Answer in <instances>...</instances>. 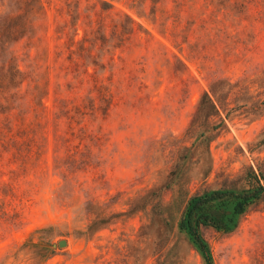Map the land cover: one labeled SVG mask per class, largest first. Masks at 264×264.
<instances>
[{"label": "rangeland", "instance_id": "obj_1", "mask_svg": "<svg viewBox=\"0 0 264 264\" xmlns=\"http://www.w3.org/2000/svg\"><path fill=\"white\" fill-rule=\"evenodd\" d=\"M108 1L95 75L111 90L93 88L88 60L57 58L64 39L46 19L13 47L23 74L0 90V264H207L180 228L188 202L264 174V0ZM81 128L92 135L72 137ZM238 221L200 227L214 264H264V197Z\"/></svg>", "mask_w": 264, "mask_h": 264}, {"label": "trees", "instance_id": "obj_2", "mask_svg": "<svg viewBox=\"0 0 264 264\" xmlns=\"http://www.w3.org/2000/svg\"><path fill=\"white\" fill-rule=\"evenodd\" d=\"M98 4H102L101 10L97 9ZM112 7L113 5L108 0H0V90L9 89L13 83L15 85L23 74L13 47L24 38L30 37L35 32L38 22L44 19L48 21L46 22L48 24L45 23L46 32L48 33L54 25V34L57 35V39H64L60 47L57 46L60 48L57 58H62L66 53L65 60L75 66H78L80 62L85 64L88 60L84 73L94 78L93 88L111 90L105 84V79L95 74L97 66L104 69L107 66L104 62L106 54H104L102 45H110L111 35L108 34V25L105 22L107 14H103ZM51 13L53 19L49 22ZM125 15L131 23L135 22L130 14L125 13ZM96 48L99 51L95 50ZM115 63V53H110L108 64ZM91 65L95 67L94 74H90L88 70ZM67 69L68 67H62L61 70L68 75ZM49 71L50 69L47 68L46 72ZM2 77H6L9 84H5ZM78 77L80 75L74 76V78ZM109 80L111 81L112 78ZM22 82L23 79L20 84ZM85 82H87L85 78L80 79L82 85ZM39 104L44 112L47 106L43 102ZM69 104L74 106L69 108L67 105L68 112L78 108L73 102ZM87 132L81 128L79 132L73 130L71 135L72 137L81 134L92 135ZM245 179L249 185L246 189L214 191L203 198L193 197L188 202L180 228L192 236L207 264H214V260L208 242L200 233V227L211 225L218 230L232 231L238 226L239 216L244 214L249 206L264 197V174L249 171ZM214 203H217V207L212 210L211 206ZM228 206L231 209H228Z\"/></svg>", "mask_w": 264, "mask_h": 264}, {"label": "water", "instance_id": "obj_3", "mask_svg": "<svg viewBox=\"0 0 264 264\" xmlns=\"http://www.w3.org/2000/svg\"><path fill=\"white\" fill-rule=\"evenodd\" d=\"M60 244H61V245L65 244V241H61Z\"/></svg>", "mask_w": 264, "mask_h": 264}]
</instances>
